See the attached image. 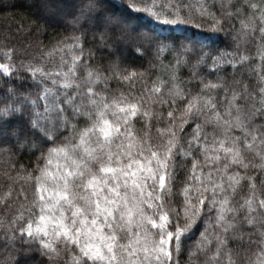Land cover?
<instances>
[{"label":"snow or ice","instance_id":"1","mask_svg":"<svg viewBox=\"0 0 264 264\" xmlns=\"http://www.w3.org/2000/svg\"><path fill=\"white\" fill-rule=\"evenodd\" d=\"M57 23L0 37V264H264V0H88Z\"/></svg>","mask_w":264,"mask_h":264},{"label":"trees","instance_id":"2","mask_svg":"<svg viewBox=\"0 0 264 264\" xmlns=\"http://www.w3.org/2000/svg\"><path fill=\"white\" fill-rule=\"evenodd\" d=\"M27 2H31L28 5ZM88 0H0V37L8 36L11 38L16 31V28L21 22L25 26L29 25L33 20L38 19L42 22L47 23L49 26L56 28L58 26V17L65 11H67V5L69 3L75 4L77 9L80 6L86 5ZM36 7L42 6L43 12L41 14L36 12ZM122 14L126 17L134 18L137 22H144L146 18L143 14L134 13L131 9H122ZM70 19V17H69ZM53 28H47L42 34L38 36L39 40H43L44 43L49 42V37L59 38L57 31ZM58 31L64 35L68 33L64 32L62 27L58 28ZM70 31V29H69ZM166 34V33H165ZM198 38L205 42L215 41L218 46L223 47L224 38L221 35L204 33L199 35ZM0 40V43H3ZM127 54L131 58V50L129 49ZM17 158L9 154L0 155V185H7L9 183L8 176L12 175L13 163ZM20 163L27 165L28 161L26 159L21 160ZM18 167V165H17ZM3 211H0V215H3ZM8 257V250L3 247L0 243V259H5ZM29 259L40 261L46 260V257H42L39 252H33Z\"/></svg>","mask_w":264,"mask_h":264},{"label":"rangeland","instance_id":"3","mask_svg":"<svg viewBox=\"0 0 264 264\" xmlns=\"http://www.w3.org/2000/svg\"><path fill=\"white\" fill-rule=\"evenodd\" d=\"M27 4L31 5L32 3L31 2H27ZM35 8H36V12L37 13L41 14L43 12V7L42 6H38V7L35 6Z\"/></svg>","mask_w":264,"mask_h":264}]
</instances>
